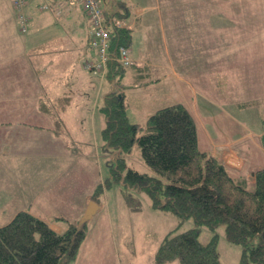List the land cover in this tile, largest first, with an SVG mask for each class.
Returning <instances> with one entry per match:
<instances>
[{"label": "rangeland", "instance_id": "374dc122", "mask_svg": "<svg viewBox=\"0 0 264 264\" xmlns=\"http://www.w3.org/2000/svg\"><path fill=\"white\" fill-rule=\"evenodd\" d=\"M123 1L128 4L129 15L126 14L127 9L121 7L119 11L122 16L118 14L117 17L123 21L128 18L138 19L134 29L132 57L144 55V70L149 62L158 63L160 68L154 67L156 70L148 75L147 72H138L137 66H132L125 78L117 76L112 82L109 80L112 84L116 83V91L125 94V105L131 122L144 126L149 114L158 107L184 103V99L175 94L171 84L173 77L176 78L172 67L195 66L196 73L198 69L200 75L206 78V87L211 90L213 101L209 104L199 97L198 106L192 103L190 109L195 112L196 117L202 118L215 137L218 136L216 124L219 127L224 125L219 133L223 139L249 133L247 136L257 139L260 144V136L264 130V0ZM112 5L116 10L117 6L113 2L108 4V8L112 9ZM87 17L84 13L83 18ZM83 48L81 55L89 58L92 52L90 57L96 58V53L89 44H85ZM150 67L153 68L151 65ZM90 79L94 83L91 90L79 89L88 94L90 102L87 101L82 106L75 105L67 122L68 128L73 131L66 134L69 139L78 140V126L83 131L84 142H91L90 146H80L89 160L87 181L101 184L111 175L114 153L104 149L106 146L103 135H99L96 143L89 135L92 114L97 115L98 121L104 104L103 98L96 102L95 93L99 82L104 81L102 75L91 72ZM158 82H165V85ZM217 90L223 91V96H219ZM73 115L78 116L76 123ZM48 125L55 126V122L48 120ZM198 125L202 141L201 124ZM125 158L129 167L155 175L145 163L137 144L131 152L126 153ZM248 161L264 167V152L259 147L257 151L252 149ZM249 189L253 190L254 184H250ZM83 193L85 191L81 194ZM130 194L132 200L128 203L120 185L113 183L105 189L101 197L104 208L97 210L91 219L85 221L87 239L82 244L77 259L71 264H157V249L169 232H182L196 226L193 218L182 220L173 213L154 209L151 198L145 191H133ZM78 195L80 194L77 193L76 196ZM81 222L82 218L79 220ZM215 234L218 235L222 264H239L243 246L227 238L224 226L215 231L203 226L201 241L207 243ZM166 264L180 262L174 260Z\"/></svg>", "mask_w": 264, "mask_h": 264}, {"label": "crops", "instance_id": "0c3cea01", "mask_svg": "<svg viewBox=\"0 0 264 264\" xmlns=\"http://www.w3.org/2000/svg\"><path fill=\"white\" fill-rule=\"evenodd\" d=\"M105 2L108 13L116 17L118 7L114 10L112 5L109 9L108 4L113 2L118 6L117 3ZM41 4L50 7L40 11ZM26 12L31 17L30 30L21 33L12 0H0V226L10 223L18 212L28 211L46 219L55 231L61 232L65 224L58 218L79 221L99 185L87 181L89 160L80 147L90 146L91 142H84L83 131L78 126L80 140L73 141L66 134L73 131L67 125L70 112L75 105L89 101L88 94L79 89L91 90L94 84L91 72L84 67V62L94 56L90 57L92 52L89 58L81 55L90 41V21L83 18L85 12L78 0H29ZM137 20H124L133 29V39ZM133 57L138 72L152 75L154 67L159 68L158 63L149 62L144 70V55ZM172 69L176 74L171 83L175 94L184 99L189 109L192 103L200 104L199 97L209 104L213 102L206 78L198 69L196 73L195 66ZM109 80L114 79L101 80L96 87V102L103 98L104 103L105 95L116 88V83ZM217 91L223 96V91ZM73 117L76 123L78 116ZM96 117L93 113L89 131L95 143L107 127L104 113L101 112L98 121ZM48 120L54 121L55 126L48 125ZM197 121L202 129L200 141L197 123L201 148L235 170L240 169L253 184L254 171L262 165L252 163L247 168L246 164L251 150L257 151V139L244 133L225 140L219 136L224 125L216 124L218 136L215 137L201 117ZM77 193L80 195L76 196ZM98 203L100 211L104 203Z\"/></svg>", "mask_w": 264, "mask_h": 264}, {"label": "trees", "instance_id": "16d2710c", "mask_svg": "<svg viewBox=\"0 0 264 264\" xmlns=\"http://www.w3.org/2000/svg\"><path fill=\"white\" fill-rule=\"evenodd\" d=\"M114 1L118 5L116 17H111L108 11L107 15L121 19L117 17L122 16L119 8L128 5L123 0ZM45 5L46 9L50 7ZM13 8L19 31L24 33L19 13ZM30 20L25 33L30 30ZM110 30L111 60L103 80H115L130 68L120 63L118 52L123 46L132 51L133 29L125 25L110 26ZM89 45L92 48V37ZM93 50L97 55V50ZM132 66H136L134 61ZM125 99V94L116 89L104 97L101 107L107 119L104 149L114 155L111 175L96 187L93 200L101 201L105 189L116 183L123 188L128 203L132 200L130 192L145 191L154 209L173 213L182 220L193 218L194 228L174 230L164 237L156 252L157 264L174 260L180 264H222L218 235L202 242L203 226L214 231L225 227L227 238L243 246L239 264H264V167L254 171V189L250 190L252 183L240 169L235 170L201 148L197 118L184 103L159 107L141 126L131 122ZM135 144L155 175L128 166L125 156ZM258 147L264 152V130ZM251 166L247 159L246 167ZM58 220L65 224L61 232L55 231L44 218L28 211L18 212L10 223L0 226V264L73 263L87 237V223L64 217Z\"/></svg>", "mask_w": 264, "mask_h": 264}, {"label": "built area", "instance_id": "2783aa9c", "mask_svg": "<svg viewBox=\"0 0 264 264\" xmlns=\"http://www.w3.org/2000/svg\"><path fill=\"white\" fill-rule=\"evenodd\" d=\"M13 6L19 13L22 31H28L29 16L26 7L29 0H12ZM82 5L85 14L88 16L92 24L91 37L92 48L97 50V57L88 59L84 63L85 69L97 72L104 77L108 71V62L111 60V30L110 26L116 28L124 27L125 23L120 19L109 18L107 15V4L104 0H78ZM47 5H39V9H46ZM114 55H112L113 57ZM118 60L124 67L133 65L132 51L128 47H121L118 52Z\"/></svg>", "mask_w": 264, "mask_h": 264}, {"label": "water", "instance_id": "95a60500", "mask_svg": "<svg viewBox=\"0 0 264 264\" xmlns=\"http://www.w3.org/2000/svg\"><path fill=\"white\" fill-rule=\"evenodd\" d=\"M98 208H99V204L95 200H92L90 202L85 214L82 217V222H85V221L91 219L96 214Z\"/></svg>", "mask_w": 264, "mask_h": 264}, {"label": "bare ground", "instance_id": "6f19581e", "mask_svg": "<svg viewBox=\"0 0 264 264\" xmlns=\"http://www.w3.org/2000/svg\"><path fill=\"white\" fill-rule=\"evenodd\" d=\"M98 203V202H97Z\"/></svg>", "mask_w": 264, "mask_h": 264}]
</instances>
